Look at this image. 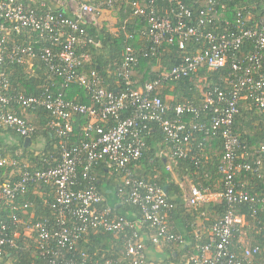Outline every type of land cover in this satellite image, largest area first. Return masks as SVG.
I'll list each match as a JSON object with an SVG mask.
<instances>
[{"label":"built area","instance_id":"obj_1","mask_svg":"<svg viewBox=\"0 0 264 264\" xmlns=\"http://www.w3.org/2000/svg\"><path fill=\"white\" fill-rule=\"evenodd\" d=\"M74 1L68 12L44 0H0V129L22 143L32 140L24 154L0 144V264L15 260L9 250H31V264H264L259 244L240 242L248 214L264 211V193H252L238 178H264V143L250 150L234 130L243 102L264 113V10L255 15L238 7L231 18L218 0H206L198 12L182 0ZM116 6L126 14L122 59L114 67L89 68L99 45L90 29ZM132 21L140 24L136 43L126 30ZM170 46L176 63L158 64L154 79L135 85L132 70L140 60H159ZM227 64V76L197 101L173 103L160 94L169 83ZM12 65L23 66L28 77L42 72L38 92L12 84ZM41 110L53 139L47 151L44 141L35 143L38 125L26 116ZM78 117L83 134L75 138ZM154 125L165 144L157 156L169 174L181 159L199 167L208 158L205 139H221V187L179 185L183 212L195 216L191 231L178 227L168 188L137 171ZM104 178L116 203L137 211L110 203ZM29 194L39 196L46 211ZM218 203L223 211L210 221L202 207ZM99 233L113 234L115 255L85 249ZM151 252L164 257L155 262Z\"/></svg>","mask_w":264,"mask_h":264},{"label":"trees","instance_id":"obj_2","mask_svg":"<svg viewBox=\"0 0 264 264\" xmlns=\"http://www.w3.org/2000/svg\"><path fill=\"white\" fill-rule=\"evenodd\" d=\"M186 5L192 8L193 11L198 12L199 8L205 5L206 0H182ZM220 3L227 5V15L231 18L234 16L235 11L238 7H246L250 9L255 15H259L264 10L262 0H218ZM120 8V6H118ZM123 7L120 8L121 17L120 23L117 25V31L115 33L110 32L105 28L91 27L92 35L96 36L99 41V45L96 47V53L94 59L89 68L104 69L107 66L114 67L122 59V50L124 47L125 30L122 28L123 19L126 14L122 11ZM140 28V24L137 21H132L127 24V31L134 34L132 42H137V31ZM250 45L246 44V48ZM161 59L157 58H142L137 67L132 70V77L136 81L135 85H140L145 81L152 80L156 77L157 72L155 67L158 64L166 68H170L176 63L175 56L178 55L176 47L170 46L167 48ZM230 65L227 64L225 67L207 72L202 70L192 76L182 78L177 82L169 83L162 87L160 94L165 100H171V102H180L185 99H194L195 101L201 98V93L212 84L221 83V80L227 76L230 71ZM264 68V67H263ZM10 72L11 82L14 86L25 91L27 94H34L38 92L42 83L43 75L42 72L37 70V73L28 77L26 69L20 65H12L7 68ZM41 74V75H40ZM207 74V76H205ZM111 85H113V79H110ZM77 90V88H75ZM72 96V94H69ZM85 101V98L82 99ZM40 121H37V130L32 136L33 139L43 136L45 137V148L51 150L53 139L50 132L45 128L48 120V114L46 111L41 110L38 113ZM83 119L78 117L75 122V138H79L82 134ZM234 130L239 134L240 138L244 142L249 143L250 150L255 149L264 143V113L256 105L250 102H244L240 106V113L237 115L234 123ZM20 139V138H19ZM0 144H2L0 142ZM12 155H15V150L19 147L23 148V143L20 139L19 145H7ZM165 147L163 134L154 125V130L146 138V151L141 160V164L144 165L145 172L139 171V175L142 177L150 178L157 183L162 185H168V192L172 196L173 201L176 203L175 218L177 219L178 227L182 229V226L187 225V231L193 229L195 216L184 212L186 208L184 206L182 190L179 183L176 182L169 173L164 171V159L157 156V151ZM205 152L208 155V161L203 160V163L199 167H195L194 163L189 159H181L179 165L175 168L176 172L180 175L192 176L195 183L211 186L213 189L220 188L219 184L220 174L218 173V165L220 158L223 154V148L221 139L216 136H210L205 139ZM17 148V149H16ZM27 149L23 150V154ZM28 152V151H27ZM22 154V155H23ZM32 154V152H31ZM19 157V154L17 155ZM21 156V155H20ZM153 158V162L149 163V159ZM149 163V164H148ZM138 171V169H137ZM104 172V171H103ZM105 173V172H104ZM243 174L238 176L239 179H244ZM251 177V176H248ZM250 185H246L252 193L263 194L264 193V178L253 177ZM177 195V196H174ZM27 199H30L35 203V206H39V210L46 211L43 209L41 200L37 195H28ZM119 211H137L136 207L131 204H126L125 208H118ZM210 214V221L215 215L220 214L223 211V205L218 203L216 205L208 204L202 207ZM243 210L248 212V207L243 206ZM184 211V212H183ZM248 227L244 233L246 237H250L251 243H257L263 248V252L260 257L264 258V211L259 212L255 217H251L248 214ZM116 239L111 233H99L92 235L91 239L84 243L86 250L92 252L98 250L99 254L102 250H105L107 254L115 255L117 246L115 244ZM12 252L15 260L12 264H31V261L35 258L31 250H9ZM7 252V253H8ZM7 255V254H6ZM7 258V256H5ZM4 264V263H3Z\"/></svg>","mask_w":264,"mask_h":264},{"label":"crops","instance_id":"obj_3","mask_svg":"<svg viewBox=\"0 0 264 264\" xmlns=\"http://www.w3.org/2000/svg\"><path fill=\"white\" fill-rule=\"evenodd\" d=\"M44 1H47L50 5H52L53 7H55V8H60V9H63V10H65V11H70L71 10V8L73 7V6H71L70 4H69V2H68V0H44ZM89 1H91V2H93V1H96V0H89ZM121 8V7H120ZM120 8L118 9V10H120ZM105 11V10H104ZM102 12L100 15H99V27H97V28H99L100 29V27L101 28H105V29H107L108 28V26L110 25V26H112L113 24H115L116 22H117V25L120 23V17H121V11H119V14L118 13H116V12H114L113 10H109L108 12ZM109 12H111V13H109ZM105 21H108V22H105ZM108 25V26H107ZM116 25V26H117ZM112 27V28H110V29H108L110 32H112V33H115V31L113 30V28H117V27ZM244 103V102H243ZM26 116L29 118V119H31V120H33L35 123L37 122V121H40V117L38 116V114L37 113H27L26 112ZM12 136H16V139L18 140V142H20V139H19V137L17 136V135H15L14 133H12L11 131H8V130H1L0 129V142L3 144V145H5V144H7V145H18V143L17 142H12L11 140H12ZM39 137H42V136H39ZM39 137H37V139L39 138ZM44 139V137H42V141L40 142V143H38V144H42V142L44 141L43 140ZM157 155H158V152H157ZM159 157V156H158ZM208 161V158L206 159V162ZM153 162V158L151 157L150 159H149V163H152ZM148 163V164H149ZM144 165H140V167L138 168V172L139 171H141V172H145V169H144V167H143ZM172 174L173 173H170V174H168L169 176L171 175V178H173V176H172ZM174 175V174H173ZM174 179V178H173ZM243 181H244V183L246 184V185H250L251 183L250 182H252V180H253V177H245L244 176V179H242ZM102 182H103V184L105 185V184H107V185H109V186H105V191H106V196H107V199H108V201L110 202V203H114L115 205H116V207H120V205L118 204V203H116V197H115V193L113 192V190H112V188H113V186H111L110 184H109V179H107V178H104V179H102ZM112 187V188H111ZM246 231V230H245ZM240 242H243V243H251V239H250V237H246L245 235H243L242 237H241V239H240ZM150 254V257H151V259H153L155 262H159L163 257H164V255H162V254H159V253H155V252H151V253H149Z\"/></svg>","mask_w":264,"mask_h":264},{"label":"rangeland","instance_id":"obj_4","mask_svg":"<svg viewBox=\"0 0 264 264\" xmlns=\"http://www.w3.org/2000/svg\"><path fill=\"white\" fill-rule=\"evenodd\" d=\"M68 2H69V4L71 5V6H73V7H76V5H77V3H76V1H74V0H68ZM119 9V7L118 6H116V7H113V8H111V9H107V10H105L104 12H108L109 10H113L114 12H116V13H118L119 14V11L120 10H118ZM109 13H111V12H109ZM105 22H108V21H105ZM117 25V22L115 23V24H113L112 26H108V28L107 29H110V28H112V27H115ZM117 27V26H116ZM113 30L116 32L117 31V28H113ZM12 142H17L18 143V145H19V142H18V140L16 139V136H12V140H11ZM42 141V137H39L38 139H36V141H35V143L36 144H38V143H40ZM44 142H45V137H44ZM5 145H7V144H5ZM8 147V146H7ZM9 148V147H8ZM17 149V148H16ZM23 150V148L22 147H19L17 150H15V152H17V153H19V152H21ZM174 174V175H173ZM172 174V176H173V178H174V180L175 181H177L178 183H179V185L180 184H182V186L185 188V189H188L189 188V186L191 185V184H196L195 182H194V180H193V178H192V176H190V175H187V174H184V175H180V173L179 172H174ZM190 210H192V208H189Z\"/></svg>","mask_w":264,"mask_h":264},{"label":"water","instance_id":"obj_5","mask_svg":"<svg viewBox=\"0 0 264 264\" xmlns=\"http://www.w3.org/2000/svg\"><path fill=\"white\" fill-rule=\"evenodd\" d=\"M31 138L30 137H25V139H24V141H23V145L26 147V146H29L30 145V143H31ZM164 188H165V190H167V188H168V185H165L164 186ZM150 264H152V263H150Z\"/></svg>","mask_w":264,"mask_h":264}]
</instances>
